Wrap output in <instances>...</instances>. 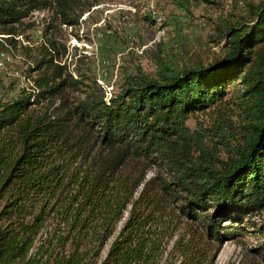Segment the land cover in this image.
Returning <instances> with one entry per match:
<instances>
[{
    "label": "trees",
    "instance_id": "16d2710c",
    "mask_svg": "<svg viewBox=\"0 0 264 264\" xmlns=\"http://www.w3.org/2000/svg\"><path fill=\"white\" fill-rule=\"evenodd\" d=\"M243 1L246 17L230 14L207 36L222 43L208 65L160 51L154 76L125 71L109 98L89 70L77 67L74 79L39 48L38 91L0 105V264H96L126 212L100 264H160L159 242L173 235L175 215L200 222L210 242L252 227L264 211V2ZM172 3L191 14L189 0ZM84 7L0 0V32L51 11L45 34L57 51L56 22L76 26ZM170 25L178 47L184 25L173 17ZM64 90L77 94L64 117L34 113ZM206 112L214 114L208 127L188 126ZM151 167L157 173L146 180ZM197 234L175 242L179 264H204ZM254 251L263 258L264 243Z\"/></svg>",
    "mask_w": 264,
    "mask_h": 264
},
{
    "label": "rangeland",
    "instance_id": "374dc122",
    "mask_svg": "<svg viewBox=\"0 0 264 264\" xmlns=\"http://www.w3.org/2000/svg\"><path fill=\"white\" fill-rule=\"evenodd\" d=\"M172 1L83 0L85 11L76 26L56 22L58 31L53 39L57 51L47 43L51 30L45 34L54 14L51 11L33 12L22 20L21 25L14 27V34L0 32V105L38 91L33 80L40 74L32 67L34 59L42 58L39 51L42 45L46 46L53 63L66 67L74 79H77L74 72L77 67L81 72L89 70L86 73L97 80L109 98L118 91L125 71L134 73L136 69H141L145 74L154 76V59L160 51L178 52L179 63L193 59L194 64L208 65L221 53L222 43L216 46L207 38L215 24L230 14L234 19L246 17L243 0H189V16L180 12ZM250 2L258 4L264 0ZM172 17L184 25L181 47H175L173 26H164ZM76 98L77 94L64 90L57 99L43 101L33 106L32 110L35 114L46 112L53 119L61 118L71 111ZM213 118L211 112L197 114L188 121V126L194 128L195 123L199 122L208 127ZM156 173L155 167L149 168L145 174L146 180ZM126 218L127 212L96 259V264L105 258ZM168 224L169 233L173 235H166L159 242L160 264L180 263V255L174 252V244L177 240L189 238L190 231H198V245H205L204 264H264V257H259L254 251L264 243V211L251 218L252 227L242 236H225L216 242L206 241L200 222H193L185 216L175 215L174 224ZM227 225V222L222 223V226Z\"/></svg>",
    "mask_w": 264,
    "mask_h": 264
}]
</instances>
